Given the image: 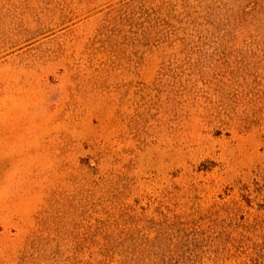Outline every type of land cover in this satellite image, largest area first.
Instances as JSON below:
<instances>
[{"label": "rangeland", "instance_id": "rangeland-1", "mask_svg": "<svg viewBox=\"0 0 264 264\" xmlns=\"http://www.w3.org/2000/svg\"><path fill=\"white\" fill-rule=\"evenodd\" d=\"M263 184L264 0H0V264H264Z\"/></svg>", "mask_w": 264, "mask_h": 264}, {"label": "trees", "instance_id": "trees-1", "mask_svg": "<svg viewBox=\"0 0 264 264\" xmlns=\"http://www.w3.org/2000/svg\"><path fill=\"white\" fill-rule=\"evenodd\" d=\"M255 191L257 193H262V192L264 193V184L259 189L255 190ZM255 191H253V192L255 193ZM255 223H256V220L252 221L251 225H255ZM252 229H255V226H254V228L252 227ZM250 231H252V230H250ZM263 237H264V234H263Z\"/></svg>", "mask_w": 264, "mask_h": 264}]
</instances>
